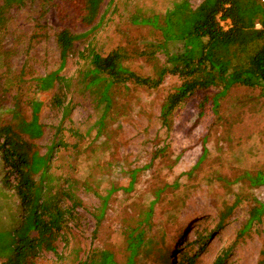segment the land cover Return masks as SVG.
<instances>
[{"label":"rangeland","instance_id":"rangeland-1","mask_svg":"<svg viewBox=\"0 0 264 264\" xmlns=\"http://www.w3.org/2000/svg\"><path fill=\"white\" fill-rule=\"evenodd\" d=\"M85 1L34 0L0 18V126L18 130L33 118L41 125L39 138L22 136L31 159L58 137L45 191L74 206L55 251L32 264H178L195 250L187 245L195 232L211 237L192 264L217 257L264 264V180L256 179L264 177V88L233 85L217 104L212 95L221 87L197 92L164 122L161 108L176 76L155 88L132 81L107 87L102 74L95 82L81 75L86 64L78 54L88 45L102 55L121 48L122 66L153 78L166 54L182 49L180 41H165V18L177 5L195 9L203 0H103L86 25ZM103 13L101 27L90 31ZM63 29L90 32L64 61L55 42ZM9 170L0 151V233L26 223ZM131 242H139L133 253Z\"/></svg>","mask_w":264,"mask_h":264},{"label":"trees","instance_id":"trees-1","mask_svg":"<svg viewBox=\"0 0 264 264\" xmlns=\"http://www.w3.org/2000/svg\"><path fill=\"white\" fill-rule=\"evenodd\" d=\"M32 1L34 0H4L0 7V18L9 9L21 8ZM102 1H85L81 17L85 25L96 19ZM177 6L174 13L165 18L161 31L165 41H180L182 49L172 54L167 53L166 65L159 68L153 78L141 77L122 66V60L126 57L123 49L117 48L102 55L92 45L78 54L86 64L81 75L91 77V82H95L99 80L97 75L102 74L107 87L115 82L132 81L151 88L159 86L166 75L176 76L179 84L166 96L161 108L164 122L181 103L197 92H208L211 88L221 87L212 95V102L217 104L218 98L233 85L264 88V4L261 0H203L195 9L185 5L182 10L177 9ZM104 14L90 31L101 27ZM219 14L222 20H230L231 26L228 29L221 27ZM88 33L90 32L72 34L67 29L58 32L55 42L61 60L71 56L76 43L86 39ZM48 79L51 77H45L42 81H52ZM57 105L61 106L62 101ZM67 109H64L65 114ZM41 134L42 127L34 118L30 122L19 124L18 130L10 125L0 126L1 156L10 167L9 171L14 174V188L26 211V223L21 231L0 233V257L4 258L2 264H32L34 258L42 252H54L60 230L67 229L68 215L74 207L61 205L58 198L45 191L44 178L49 170L50 157L60 145L59 139L56 137L51 142L45 154L33 152L34 159L30 157L31 144L22 139L23 135L37 139ZM36 175L38 181L34 179ZM256 179L260 182L264 177L259 175ZM222 220L221 218L218 226ZM30 231L35 234L30 236ZM195 233L194 240L187 243L195 245V250L184 251L178 264H192L207 249L210 232ZM138 243L134 245L131 242L132 253ZM78 264L96 263L84 260ZM102 264L115 263L107 259ZM212 264H223V260L217 257Z\"/></svg>","mask_w":264,"mask_h":264},{"label":"built area","instance_id":"built-area-1","mask_svg":"<svg viewBox=\"0 0 264 264\" xmlns=\"http://www.w3.org/2000/svg\"><path fill=\"white\" fill-rule=\"evenodd\" d=\"M261 2L264 4V0H261ZM218 20L223 29H228L231 26V22L229 19H224L222 20L220 17V14L218 15Z\"/></svg>","mask_w":264,"mask_h":264}]
</instances>
